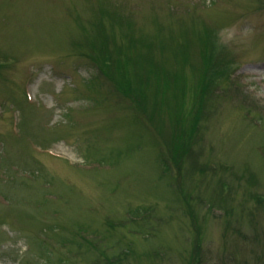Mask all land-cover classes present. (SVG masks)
<instances>
[{"label":"rangeland","instance_id":"obj_1","mask_svg":"<svg viewBox=\"0 0 264 264\" xmlns=\"http://www.w3.org/2000/svg\"><path fill=\"white\" fill-rule=\"evenodd\" d=\"M0 264H264V0H0Z\"/></svg>","mask_w":264,"mask_h":264},{"label":"trees","instance_id":"obj_2","mask_svg":"<svg viewBox=\"0 0 264 264\" xmlns=\"http://www.w3.org/2000/svg\"><path fill=\"white\" fill-rule=\"evenodd\" d=\"M140 87H141V86L138 85V88H140ZM143 93L145 94V92L142 90V91H141V95H142Z\"/></svg>","mask_w":264,"mask_h":264},{"label":"bare ground","instance_id":"obj_3","mask_svg":"<svg viewBox=\"0 0 264 264\" xmlns=\"http://www.w3.org/2000/svg\"><path fill=\"white\" fill-rule=\"evenodd\" d=\"M146 90V89H145Z\"/></svg>","mask_w":264,"mask_h":264}]
</instances>
